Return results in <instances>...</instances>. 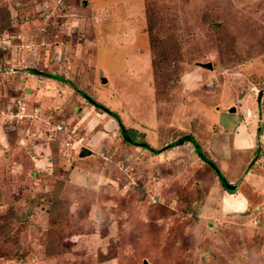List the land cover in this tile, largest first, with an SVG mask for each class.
<instances>
[{
  "label": "rangeland",
  "instance_id": "obj_1",
  "mask_svg": "<svg viewBox=\"0 0 264 264\" xmlns=\"http://www.w3.org/2000/svg\"><path fill=\"white\" fill-rule=\"evenodd\" d=\"M0 264H264V0H0Z\"/></svg>",
  "mask_w": 264,
  "mask_h": 264
},
{
  "label": "trees",
  "instance_id": "obj_2",
  "mask_svg": "<svg viewBox=\"0 0 264 264\" xmlns=\"http://www.w3.org/2000/svg\"><path fill=\"white\" fill-rule=\"evenodd\" d=\"M51 76H54L56 78H58L56 75H51ZM186 140H190L191 143L194 145V148L198 155L204 160L206 161L210 166L211 168L213 169V171L216 173V175L219 177L220 181L223 183V184H226L227 181L225 179V177L223 176V174L221 173V171L219 170V167L215 164V162H213L212 160H210L209 158H207L206 154L204 153V151L201 149V146L199 145V143L193 138V136L191 134H185V135H182L180 137H178L177 139H175L173 142H171L170 145H176L178 143H180L181 141H186ZM145 143V142H144ZM145 147H147L148 145H144ZM149 147V146H148ZM229 188V187H227Z\"/></svg>",
  "mask_w": 264,
  "mask_h": 264
},
{
  "label": "crops",
  "instance_id": "obj_3",
  "mask_svg": "<svg viewBox=\"0 0 264 264\" xmlns=\"http://www.w3.org/2000/svg\"><path fill=\"white\" fill-rule=\"evenodd\" d=\"M235 114H232V115H224V116L221 114L223 116L221 119L223 120L224 123L218 124V127H220V129H224V130H227V131H230L232 129H236L237 127L234 126V121H235V118H236L237 115H235ZM221 132H223V130H221L219 133H221ZM236 137H237V133H236Z\"/></svg>",
  "mask_w": 264,
  "mask_h": 264
},
{
  "label": "water",
  "instance_id": "obj_4",
  "mask_svg": "<svg viewBox=\"0 0 264 264\" xmlns=\"http://www.w3.org/2000/svg\"><path fill=\"white\" fill-rule=\"evenodd\" d=\"M203 65H204L205 67H208V68L211 67V63H210V62H205ZM261 93H262V90L259 91V97H260V94H261ZM90 152H91V150H90L89 148H87V147H82V148L80 149L79 155H80V156L87 155V154H89ZM225 185H226V187L234 188V185L229 184L228 182H227Z\"/></svg>",
  "mask_w": 264,
  "mask_h": 264
},
{
  "label": "built area",
  "instance_id": "obj_5",
  "mask_svg": "<svg viewBox=\"0 0 264 264\" xmlns=\"http://www.w3.org/2000/svg\"><path fill=\"white\" fill-rule=\"evenodd\" d=\"M19 111L21 112V115L19 113V116L25 115V112H24L25 111V107L24 106H20V110ZM55 128L58 129V130H60V129H62V126L60 124H58L57 126H55Z\"/></svg>",
  "mask_w": 264,
  "mask_h": 264
},
{
  "label": "clouds",
  "instance_id": "obj_6",
  "mask_svg": "<svg viewBox=\"0 0 264 264\" xmlns=\"http://www.w3.org/2000/svg\"><path fill=\"white\" fill-rule=\"evenodd\" d=\"M261 90V89H260Z\"/></svg>",
  "mask_w": 264,
  "mask_h": 264
}]
</instances>
